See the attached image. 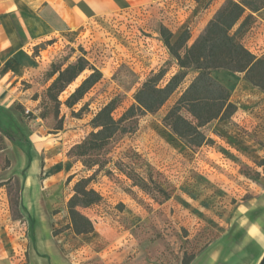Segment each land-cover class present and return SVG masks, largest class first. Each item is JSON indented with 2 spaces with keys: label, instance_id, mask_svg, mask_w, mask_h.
<instances>
[{
  "label": "rangeland",
  "instance_id": "374dc122",
  "mask_svg": "<svg viewBox=\"0 0 264 264\" xmlns=\"http://www.w3.org/2000/svg\"><path fill=\"white\" fill-rule=\"evenodd\" d=\"M217 1L159 0L93 20L34 48L36 55L41 49L48 50L43 58L46 68L36 77L40 101L36 108L24 111L15 106L12 114L4 116L0 133V216L5 227L18 220V230L25 233L22 239L29 238L21 252L26 264H31V258L34 264H182L185 256L188 259L217 242L223 225L232 223L230 215L238 205L259 197L264 159L250 151L246 142L254 139L264 149V143L252 138L248 129L259 124L264 129V98L259 100L262 105H242V100H236L246 90L242 89L244 82L252 86L244 74L233 73L234 79L227 82L220 71L213 72L230 87L238 107L230 120L213 121L202 129L213 143L190 148L164 123L196 77L191 69L158 112L125 122L128 132L117 134L102 153L104 167L88 168L70 155L94 130L92 119L111 100L119 99L114 112L119 119L136 103L135 95L146 81L164 72L160 82L164 86L181 71L165 45L161 27L174 34L173 41L186 29L190 41L198 39L216 14ZM261 11L253 14L254 23L242 39L259 58L264 57ZM80 57L103 77L69 109L64 102L91 73L86 70L60 95L58 112L46 95L52 82L47 73L53 63L66 67ZM224 123L234 132L232 141L227 139ZM8 131L22 138L23 144L14 145L5 136ZM28 137L32 144L26 142ZM229 146L244 158L228 150ZM49 172L52 180L45 183ZM130 175L142 178L147 187L136 186ZM82 178L91 179L90 188L101 194L102 201L82 210L94 232L76 235L69 228L67 205Z\"/></svg>",
  "mask_w": 264,
  "mask_h": 264
},
{
  "label": "trees",
  "instance_id": "16d2710c",
  "mask_svg": "<svg viewBox=\"0 0 264 264\" xmlns=\"http://www.w3.org/2000/svg\"><path fill=\"white\" fill-rule=\"evenodd\" d=\"M264 8V0H226L206 26L204 32L191 45V33L184 30L175 41L174 34L161 27L165 45L176 60L181 71L173 75L164 86H160L165 74L160 72L146 81L135 95L136 103L119 119L114 117L119 99L106 104L92 119L93 131L81 143L75 145L70 155L81 159L88 168L105 166L101 161L102 153L119 133L128 132L126 121L139 115L158 112L179 89L188 76V70H195L196 77L183 91L164 118V123L190 148H200L213 143L203 132V128L213 121L230 120L238 111L232 102V92L213 76L215 71H228L244 74L245 80L264 93V57H257L247 49L242 39L254 23V13ZM184 51V53H182ZM86 70L91 73L76 87L64 105L73 109L86 94L101 81L100 70L89 65L85 57L66 67L53 63L47 73L52 81L46 95L59 112L60 95L75 82ZM24 111V107L16 105ZM186 112L189 117L184 115ZM45 118V115H41ZM6 137L16 144H23L22 138H15L7 132ZM26 142H28L26 140ZM135 185L144 189L147 183L140 177L130 175ZM90 178L80 179L74 186V194L67 208L70 227L76 235L94 232L92 221L82 213L102 201L99 192L90 188ZM196 255L183 258L182 264H191Z\"/></svg>",
  "mask_w": 264,
  "mask_h": 264
},
{
  "label": "crops",
  "instance_id": "0c3cea01",
  "mask_svg": "<svg viewBox=\"0 0 264 264\" xmlns=\"http://www.w3.org/2000/svg\"><path fill=\"white\" fill-rule=\"evenodd\" d=\"M158 1L0 0V133L3 130L4 116L12 114L16 105L27 109L36 108L40 101V97L36 96L38 92L36 77L46 68L43 58L48 50L40 48L39 55H36L35 47L48 42L53 37H62L75 32L93 20L125 13L130 9L148 6ZM225 2L226 0L215 2L216 11ZM260 16H264V9ZM196 39L191 40L189 44H193ZM219 74L223 80L230 82L237 73L220 71ZM244 83L246 85H243L242 89L246 88V90H241L242 96L236 100L238 102L242 100L240 101L242 105L252 103L260 105L259 100L264 98V94ZM235 102L233 103L237 104ZM258 108L261 110V106ZM223 129L228 131L227 139L232 141L234 132L230 130L231 127L224 123ZM248 129L252 131V138H258L264 143V129L260 124ZM13 137L19 138L16 135ZM26 140L27 143L32 144L30 137ZM253 140L246 142L248 148L250 151L255 150V153L264 159V149ZM227 149L241 155L230 146ZM239 157L244 158V155ZM245 160L248 158L245 157ZM29 180L28 186L32 185L30 183L32 181ZM51 180L49 172L45 183ZM252 201L247 205H238L230 215V220L233 219L232 223L223 225V233L220 232L217 242H213L205 251L197 254L191 264H258L264 254V184L259 197ZM3 218L0 216V264H26L21 252L23 247L27 248L28 245L24 241H29V238L22 239L25 233L22 229L18 230L20 225L18 220L11 221V224L5 227ZM29 257L32 256L29 254ZM34 262L35 259L31 258V264Z\"/></svg>",
  "mask_w": 264,
  "mask_h": 264
},
{
  "label": "water",
  "instance_id": "95a60500",
  "mask_svg": "<svg viewBox=\"0 0 264 264\" xmlns=\"http://www.w3.org/2000/svg\"><path fill=\"white\" fill-rule=\"evenodd\" d=\"M258 264H264V254L262 255L261 259L259 260Z\"/></svg>",
  "mask_w": 264,
  "mask_h": 264
}]
</instances>
